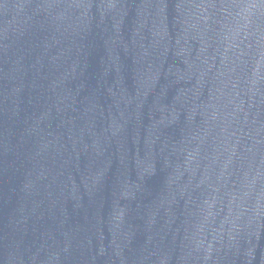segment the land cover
<instances>
[{"label":"water","instance_id":"95a60500","mask_svg":"<svg viewBox=\"0 0 264 264\" xmlns=\"http://www.w3.org/2000/svg\"><path fill=\"white\" fill-rule=\"evenodd\" d=\"M0 264H264V0H0Z\"/></svg>","mask_w":264,"mask_h":264}]
</instances>
